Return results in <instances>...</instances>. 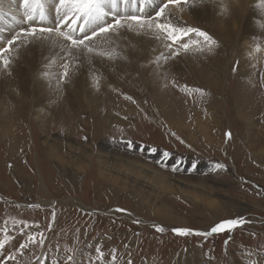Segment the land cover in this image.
Here are the masks:
<instances>
[{"label":"rangeland","instance_id":"obj_1","mask_svg":"<svg viewBox=\"0 0 264 264\" xmlns=\"http://www.w3.org/2000/svg\"><path fill=\"white\" fill-rule=\"evenodd\" d=\"M16 1L6 0L14 12L0 14V25L13 28L8 36L27 27ZM204 11L195 23H183L208 32L218 46L201 54L197 44L174 61L187 60L193 71L133 67L114 79L106 73L114 53L99 39L96 52L69 68L67 83L58 85L64 53L45 65L39 58L33 68L30 57H21L22 67L0 71V259L253 264L258 257L249 253L264 258V0H207ZM224 19L233 24L225 33ZM240 217L247 223L230 234L172 232L205 231ZM30 235L43 244L28 241ZM25 242L23 254L17 252Z\"/></svg>","mask_w":264,"mask_h":264},{"label":"snow or ice","instance_id":"obj_2","mask_svg":"<svg viewBox=\"0 0 264 264\" xmlns=\"http://www.w3.org/2000/svg\"><path fill=\"white\" fill-rule=\"evenodd\" d=\"M137 0H132L135 4ZM129 0H119V4L127 5ZM156 4L157 0H139V5L131 13L125 9L121 11L118 0H56L53 5L55 22L48 25V17L43 5V0H21V7L24 9V20L26 28L20 29L10 35L3 43H0V66L10 74V67L14 59L21 55V51L33 44H46L51 41L53 45H58L64 53V62L61 67L64 71L58 77V85L67 83L71 74L70 67H77L76 62L83 63V58L90 57L97 51V39L107 41L109 39L123 38L127 33L135 32L138 36L151 37L160 41L167 53H161L165 61L174 60L181 54H188L194 50V46L199 44L198 50L201 54L211 53L218 46V41L208 32L182 23L176 16V11H183L189 7V0H159L156 8L148 16L143 15L147 4ZM37 9L39 11L37 12ZM223 11H227V5L223 6ZM167 40V43L164 41ZM202 40V42H201ZM15 53V56H13ZM103 56L106 53H98ZM161 57H157L159 63ZM167 65H161L162 70H166ZM238 62L233 66L235 73ZM91 86L97 91L100 90L98 79H93ZM231 133L226 132L225 137L230 138ZM183 143V141H181ZM126 146L131 149L133 142L128 141ZM164 157L169 153L164 152ZM11 167V165H9ZM217 168H223L221 164ZM115 212H125V209L116 208ZM247 223L242 217L222 220L210 226L205 231H197L189 228H173L174 235L179 237H208L222 233H231L235 228ZM157 233L165 231L164 227L154 226ZM230 238V237H229ZM28 241L43 244V240L34 241L33 236L28 237ZM228 239L224 241L228 244ZM28 243H20L17 252L25 249ZM5 245L0 241V249ZM98 256L103 255L100 247L96 248ZM21 254H23L21 252ZM256 255L258 259L253 264H261L260 253H249V256ZM13 254L0 259V264H7V261H15ZM67 261L75 264L74 256H68ZM112 264H115L113 257ZM131 264V261L128 262Z\"/></svg>","mask_w":264,"mask_h":264},{"label":"bare ground","instance_id":"obj_3","mask_svg":"<svg viewBox=\"0 0 264 264\" xmlns=\"http://www.w3.org/2000/svg\"><path fill=\"white\" fill-rule=\"evenodd\" d=\"M52 1L53 0H43V5H44V8H45V11L47 13L48 20H49V21H47L49 26H52V25H50V20L55 22L54 8H51V5H50ZM14 2H16L18 4V1L14 0ZM189 2L190 3H189L188 8L184 9L183 11L177 10L178 11L177 15L180 16V19L179 18L178 19L182 23L184 21V22H187V24H189V23H193L194 19L195 20L199 19V17L203 18V15L205 12L204 11L205 5H206L207 0H191ZM118 4H119V0H118ZM7 5H8V2H6V0H0V14H2V12L7 13L6 10L9 12H12V11L14 12V9L7 7ZM138 5H139V0H137V2L135 4L132 3V0H129V3L127 5L119 4V7H120V9H123V10L126 9L127 12L131 13L134 8L138 7ZM156 6L157 5L151 4V3L147 4L146 10L143 13V15L148 16L150 13H152L154 11ZM17 9L22 13V15H21L19 12L18 15L21 16L23 19L24 18V9L21 7V4H19L17 6ZM239 11H241V10H239ZM241 18H242V16H241ZM240 22H241V20H240ZM24 23H25V20H24ZM24 23H23V26H24ZM232 25L233 24H232L231 20H225L224 22L222 21L221 31L223 33L228 32ZM194 27H197V26H194ZM12 30H13V28H10L6 24V22L3 21L2 24L0 25V34H1L0 37L3 40L0 39V41L4 42L6 40V38L9 37L8 35L10 34V32ZM19 30H17V31H19ZM15 33H16V31H14L12 33V35ZM224 39L226 40L227 37H224ZM99 41H101V45L103 44V46L110 48L114 53L113 57L111 58V62H110L111 64L106 67V70H107L106 73L109 74L111 77H114V79L119 77L120 75H124L126 71H132L133 67L143 68V66H144V69L149 68L148 70H150V72H153V73H158L159 71L163 72L164 70L161 69V65H167L166 69L174 68L176 71H179V72L182 71L181 73H183L186 70L187 71H193V69L191 67H189L187 69V65H186L187 60L185 61V63H182V64L175 63L174 61H177L176 59L165 61L163 59V57L161 56V53H165L166 50H168V49L165 48L160 41L155 40L151 37L138 36V35H136L135 32H132V33H127L125 35V37H123V38L109 39L107 41H103V40L99 39ZM165 41H167V40H165ZM165 41H164V43H165ZM262 52H264V51H262ZM62 53L63 52L61 51L59 46L53 45L51 43V41H49L43 45L39 44V43L33 44V45H30L21 51V55L18 57V59H16V60L14 59V62L12 63L11 67L17 68L18 66H21V63H19L20 62L19 59L21 57L24 59L27 57H30L29 58L30 61H28L29 63L28 62L27 63L30 65L31 68L36 67L38 65V64H35V62H37L36 60L39 58H41L40 63L43 61L44 62L43 64L45 65L46 62H48V60L56 59ZM14 55H15V53H14ZM158 56L161 57L159 63H157V57ZM24 62H26V61H24ZM2 69H3L2 66H0V71ZM43 70H44L43 74H44L45 79L46 80L51 79L50 81H52V79H53V73L52 72L53 71H51V70L48 71L47 67H45V66H44ZM121 70H124V72ZM27 71H28V69H27ZM28 73H29V71H28ZM41 76L43 77L42 74H41ZM29 79H30V76L27 79L23 80L25 82L24 83L25 85H27ZM213 83L214 84L217 83V80H213ZM209 86L212 87L213 84L210 82ZM38 88H40V87H38ZM61 112H56V114H55L56 119H58L62 116V115H59V113H61ZM139 170H140V168H139ZM45 205H46V203H45Z\"/></svg>","mask_w":264,"mask_h":264}]
</instances>
